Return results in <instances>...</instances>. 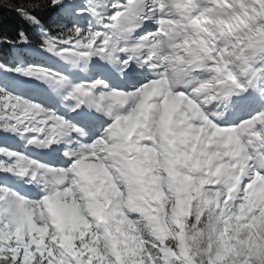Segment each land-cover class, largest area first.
<instances>
[{"label":"snow or ice","instance_id":"snow-or-ice-1","mask_svg":"<svg viewBox=\"0 0 264 264\" xmlns=\"http://www.w3.org/2000/svg\"><path fill=\"white\" fill-rule=\"evenodd\" d=\"M0 264H264V0H0Z\"/></svg>","mask_w":264,"mask_h":264}]
</instances>
